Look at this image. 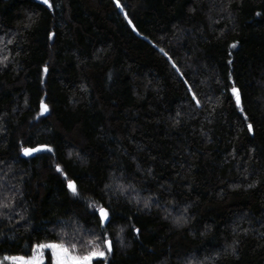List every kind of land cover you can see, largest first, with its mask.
Segmentation results:
<instances>
[{
	"label": "trees",
	"instance_id": "1",
	"mask_svg": "<svg viewBox=\"0 0 264 264\" xmlns=\"http://www.w3.org/2000/svg\"><path fill=\"white\" fill-rule=\"evenodd\" d=\"M53 2L60 7L46 11L39 0H0V40L11 41L0 43L10 57L0 67V176L8 173L0 183L23 191L15 210L27 208L36 223L75 213L88 228L52 165L79 174L86 199L124 172L159 204L137 212L120 199L110 230L125 227L126 247L112 264H264V0H121L139 35L111 0ZM229 72L254 135L225 92ZM41 96L51 113L35 120ZM26 139L51 142L55 155L18 156ZM16 219L4 223L14 228ZM130 225L142 228L139 238Z\"/></svg>",
	"mask_w": 264,
	"mask_h": 264
},
{
	"label": "snow or ice",
	"instance_id": "2",
	"mask_svg": "<svg viewBox=\"0 0 264 264\" xmlns=\"http://www.w3.org/2000/svg\"><path fill=\"white\" fill-rule=\"evenodd\" d=\"M111 2L120 12L124 13V19L132 27V31L137 32L139 35L137 26L133 24L132 20L129 19L128 13L125 12L127 5L122 4L121 0H111ZM39 4L46 11H54L60 7L53 0H39ZM256 15L260 16L261 13L257 12ZM54 37L55 33H47L48 40H54ZM144 39H147V37H144ZM0 43H4L6 46L11 41L0 40ZM229 47L235 49L237 48V43H232ZM159 51L176 69L177 65L173 62V57L164 48H160ZM228 55L231 56L232 53L229 52ZM9 62V56H0V67L7 68ZM227 63L232 65L233 61L229 59ZM41 71L46 75L49 72L48 66L45 65ZM41 83H45V81L41 79ZM183 83L186 86L187 94L191 96V101L195 102V108H202L203 103L199 98V93L195 89L194 83H189L187 79H184ZM224 87L225 92L229 94V101L234 104L235 110L243 118L247 134L254 135L255 121L250 122L251 118L244 107L242 87L238 86L231 72L228 74V84ZM50 113L51 109L49 103L46 102V97L41 96L38 103V111L33 119L39 120L41 117H45L46 114L50 115ZM2 119L3 117H0V120ZM55 152L56 150L51 142H38L33 145L30 139H26L19 142L17 155L37 157L38 154L47 153L54 156ZM68 155L70 158L73 156L72 153ZM77 160H79L78 154ZM3 164L5 162L0 160V165ZM52 167L55 173L59 174L58 178L62 191L66 192L73 204H80L83 207V216L88 218L91 226L84 228L80 224L81 216L75 213L73 214V219L67 221L57 217L54 220L36 223L34 214L29 213L27 208L24 209V212L28 213L27 215H21L19 211L15 210L20 207V202L24 197L23 191L20 189L13 191L11 188H6L5 184L0 183V225H2L0 226V264H112V258L116 254L117 246L126 247L124 238L121 235L125 233V227L119 226L118 232L110 230L116 227V207L120 199L122 197L126 198L129 205L135 202L139 206L136 211L142 212L150 210L153 204H159L158 198L153 195H149L147 198L141 197L135 184L126 180V173L122 172L121 176L113 174L109 177L108 181L104 183L99 196H96L95 192H90L86 199L85 194L88 190L82 187L80 181L83 178L79 174L70 172L67 165L63 162H57ZM0 171H3V169H0ZM149 174H151L150 170ZM7 175L8 173L4 172L3 176H0V181ZM252 186L249 185V187ZM131 193H136V195L128 198ZM13 216L18 217L15 220L14 228L11 224L4 223L5 221H11ZM129 219L134 220L135 217L130 216ZM184 222L182 216L177 217L174 221L177 227H181ZM47 224H51L52 227H46ZM73 224H75V234L70 237L68 229L72 228ZM21 227L24 229L23 235L19 231ZM129 227L137 238L141 236L142 228L134 225ZM9 231L13 232L12 236L8 235ZM80 233H83V235H80ZM85 236L87 239H84ZM21 240L24 241L23 247L18 251H10L12 246L19 245ZM237 243L239 241H235L231 246L233 254L238 251L235 246Z\"/></svg>",
	"mask_w": 264,
	"mask_h": 264
}]
</instances>
